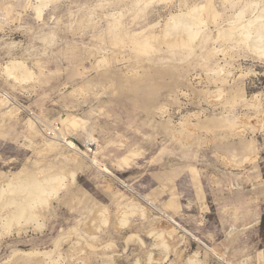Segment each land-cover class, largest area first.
<instances>
[{
    "label": "rangeland",
    "instance_id": "obj_1",
    "mask_svg": "<svg viewBox=\"0 0 264 264\" xmlns=\"http://www.w3.org/2000/svg\"><path fill=\"white\" fill-rule=\"evenodd\" d=\"M263 8L0 0V188L65 176L40 225L0 215V264H239L229 239L263 248L264 53L226 36ZM177 15L201 34L169 31Z\"/></svg>",
    "mask_w": 264,
    "mask_h": 264
},
{
    "label": "bare ground",
    "instance_id": "obj_2",
    "mask_svg": "<svg viewBox=\"0 0 264 264\" xmlns=\"http://www.w3.org/2000/svg\"><path fill=\"white\" fill-rule=\"evenodd\" d=\"M186 18L182 17L181 15L175 16L174 21L171 23L168 30L171 31V30L181 29L182 31H186L188 34V38L190 40L191 38H193L195 36L197 37L198 36L197 34L200 30H199L198 23H196V21L194 20L195 18L194 19H192L193 17H191V19L189 17H188L189 19L188 18L186 19ZM253 18L251 20H248V22L246 20V22H247L246 25L244 24V26L241 29H239L241 26L237 27L236 29H234L235 32H233V33H231L230 31L227 30L229 33L226 36H229V38L232 40H240L241 38L245 39L247 41V43L253 48V50L264 53V8L260 11V13L257 17H255L254 19ZM64 175H66V172ZM60 176H61V178H65V176L63 177L61 174L59 175V174H53V173L45 176L43 179H39V178H37L38 176L35 177L32 174H27L23 177L18 176L16 178V180L10 181L9 183H7L6 189L0 188V215L1 214L4 215V219L6 220L4 223H6V222L11 223L13 221V224H14V222H15L14 220H18L20 218H23L25 223H23V224L21 223V227H24L27 222H30L32 220H34V222H35V220H37V225H40L38 223V219L40 216V209H41L40 206L45 207L48 204V202H50V200H49L50 198H52V197L56 198V195L59 193L60 188L63 186V184H61L62 180H61ZM73 182H74V175H72V183ZM133 207H136V206H133ZM131 209L133 210L134 208H131ZM98 212L101 213V215L99 217L101 220H98L97 222L102 221L107 226V223L110 220L109 219L110 217L108 218L107 209L102 208L101 211H98ZM126 212L127 213L120 214V215H123L122 216V222H123L122 224L127 223L129 221V220L127 221L126 219H124L125 214L126 215L130 214V213H128V211H126ZM130 212L133 214L132 211H130ZM132 214H130V215H132ZM119 218H121V216ZM16 222H15V224H16ZM18 222H20V221H18ZM117 222H118V220H117ZM7 223H6V225H7ZM119 224L122 225L121 223L118 222V225ZM95 225H96V223H95ZM97 226H98V224H97ZM3 227L1 229H3ZM26 227L27 226H25V228ZM95 227L96 226H94V228ZM37 228H39V227H37ZM6 232H8V230ZM141 243H143V242L141 241ZM29 253L40 256V260L43 262V264H54L55 258L52 259V257H51L52 252H50V251L33 250V251H30ZM30 254H28V255H30ZM197 255H198V253L195 252L193 256H191V257L189 256L186 259L185 264H201V261L196 258ZM167 256H168V252L164 256L163 260H166ZM151 259H152L151 255H149V257H148L149 262L148 263L152 262ZM41 261H40V263H42ZM152 263H154V262H152Z\"/></svg>",
    "mask_w": 264,
    "mask_h": 264
},
{
    "label": "crops",
    "instance_id": "obj_3",
    "mask_svg": "<svg viewBox=\"0 0 264 264\" xmlns=\"http://www.w3.org/2000/svg\"><path fill=\"white\" fill-rule=\"evenodd\" d=\"M263 190V195H264V187H262ZM262 218V224L264 221V214ZM249 236V235H248ZM262 238V237H261ZM259 239V240H258ZM242 240H245V246H242ZM249 238H242L239 239L237 236L236 238L234 237L233 239L228 240V244H224V246H227L226 248L230 250L231 255L233 256L235 261H239V264L242 261L253 263L255 264H264V247L263 248H258V241H260V238H253L248 242ZM264 240V239H263ZM264 245V244H263Z\"/></svg>",
    "mask_w": 264,
    "mask_h": 264
}]
</instances>
